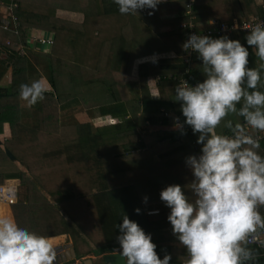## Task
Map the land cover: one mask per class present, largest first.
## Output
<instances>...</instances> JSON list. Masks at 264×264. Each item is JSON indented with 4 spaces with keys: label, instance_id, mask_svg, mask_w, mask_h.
Masks as SVG:
<instances>
[{
    "label": "trees",
    "instance_id": "trees-1",
    "mask_svg": "<svg viewBox=\"0 0 264 264\" xmlns=\"http://www.w3.org/2000/svg\"><path fill=\"white\" fill-rule=\"evenodd\" d=\"M189 4L163 0L152 15L147 10L124 15L112 0H0V15L11 7L19 24L17 33L0 28V54L5 52L0 79L10 73L9 84L0 85V126L9 123L11 129L2 141L0 161L12 160L8 149L21 167L0 175V185L8 178L20 180L17 192L23 190L24 198L11 205L17 222L47 237L68 234L76 256L91 257L120 247L117 226L127 214L152 234L160 258L171 254L169 264H186L185 249L167 220L170 209L159 198L167 185L192 181L184 158L200 150L198 134L187 125L182 134L174 121L184 120L180 102L172 99L179 80L195 84L204 78L197 53L188 55L181 47L187 37L181 24L190 20L188 11L199 31L214 19L231 22L264 15V5L256 0ZM32 31L52 34V48L29 46ZM247 32L235 30L228 36L243 44ZM247 47L249 60L253 53ZM153 53L161 55L156 63L137 65V90L127 76L135 71L138 58ZM36 79H46L49 91L25 107L19 85ZM29 111L30 124L25 120ZM66 111L79 121L63 123ZM91 112L115 122L95 126ZM259 143L264 155V139ZM185 191L191 196L190 187ZM136 207L141 208L139 214ZM152 209L159 211L150 215ZM260 211L264 215V207ZM50 239L53 244L60 240ZM162 246L169 252L160 251ZM250 247L258 253L256 264H264V250Z\"/></svg>",
    "mask_w": 264,
    "mask_h": 264
},
{
    "label": "clouds",
    "instance_id": "clouds-1",
    "mask_svg": "<svg viewBox=\"0 0 264 264\" xmlns=\"http://www.w3.org/2000/svg\"><path fill=\"white\" fill-rule=\"evenodd\" d=\"M112 2L120 14L147 10V15H152L163 0ZM237 28L234 22L230 30ZM245 29L249 31L243 44L240 39H230L227 33L218 37L190 33L181 44L185 51L197 53L204 78L195 84L184 79L175 86L172 99L180 102L184 117L182 122L177 119L176 127L183 134L187 125L193 134H198L196 143L200 150L184 158L192 181L185 186L167 185L159 198L170 209L167 220L185 249L186 264L257 261L258 253L250 244L264 230V215L260 211L264 207V155L258 151L260 143L252 132H264V22ZM245 45L251 46L258 58L255 67H248L249 48ZM158 58L153 53L144 59L156 63ZM47 91V84L36 79L22 82L18 96L30 108L43 100ZM189 187L191 196L185 191ZM142 201L146 203L148 196H143ZM158 211L152 209L149 214ZM134 212L139 214L141 208L136 207ZM117 228L122 264H169L171 254L160 258L152 234L127 214ZM258 243L264 247V240ZM59 247L14 218L0 215V264H61ZM101 256H85V260L94 261Z\"/></svg>",
    "mask_w": 264,
    "mask_h": 264
},
{
    "label": "built area",
    "instance_id": "built-area-1",
    "mask_svg": "<svg viewBox=\"0 0 264 264\" xmlns=\"http://www.w3.org/2000/svg\"><path fill=\"white\" fill-rule=\"evenodd\" d=\"M195 0H190L189 6H192L194 4ZM187 18L190 20H186L181 24V27L185 30H187V37L190 33H198L203 35H209V34H219L224 35L227 33V35L231 34L233 31H231V26L235 22L238 25L237 30L242 31H249L248 28L252 26L255 23L264 22V15H251L249 18H234L233 21L227 22V21H221L218 19H214L211 21V26L207 29L199 31L197 29L196 24L193 22V16L190 11L187 12ZM18 18L17 15L14 13L11 7L8 9V13L6 15H0V28L9 30L14 29L15 32H18ZM186 37V39H187ZM27 43L31 47H35L37 44L40 46L41 50L47 51L49 48H52L53 45V36L50 33H43V32H35L32 31V33L27 38ZM23 48L19 51L21 55L24 54ZM194 51L187 52L188 55H193ZM190 58V57H188ZM187 80L186 78H182L179 80L178 84L182 80ZM188 81V80H187ZM189 82V81H188ZM177 84V85H178ZM165 115H168V111H164ZM178 117L174 118L175 123H177ZM252 135H254L258 140L264 139V132L259 131H253ZM17 191H18V184L15 181H5L3 184L0 185V200L3 202L12 205L17 202ZM14 201V202H10ZM259 240H264V230L259 231L257 235V240H254L250 245H256L264 250V247H261L258 243ZM63 250L64 254L61 252ZM58 251V257L61 258V264H84L85 256L83 257H72L71 259H67L68 255L70 254V247L60 246ZM264 254V252H262ZM65 258V260H63Z\"/></svg>",
    "mask_w": 264,
    "mask_h": 264
},
{
    "label": "rangeland",
    "instance_id": "rangeland-1",
    "mask_svg": "<svg viewBox=\"0 0 264 264\" xmlns=\"http://www.w3.org/2000/svg\"><path fill=\"white\" fill-rule=\"evenodd\" d=\"M0 13H2V11L0 10ZM169 28V27H168ZM165 30V28L163 29ZM53 36V35H52ZM104 36V35H103ZM50 49V48H49ZM48 51V50H47ZM5 56V52H1L0 54V59L4 58ZM146 57H150V56H146ZM144 57V58H146ZM159 57V55H158ZM144 58H141L140 61H136V65H135V71L133 70L132 74L130 76H127L128 80L130 81V83L133 85V87L137 88L138 87V83L136 81V76H137V65L140 64V62H144L145 60L147 59H144ZM135 77V78H134ZM10 73L9 71H7L6 73H4V75L1 77L0 79V85L2 86H7L10 82ZM46 84L47 82L44 81ZM48 86V84H47ZM49 88V87H48ZM138 90V88H137ZM69 111H66V112H63V115L62 116V121L63 123H70L69 121H79V118L77 117H73V115L75 116L74 113H71V114H66L68 113ZM81 114V113H80ZM88 114L85 115V117H87ZM90 116V119L92 121V123L95 125V126H99V125H105V124H110V123H114L115 120H112L110 118L109 115H105V116H102V115H99V113L97 112H91V114L89 115ZM233 119H238L236 117H233ZM25 120L27 121L28 124L31 123L32 121V113L29 111L27 112V116L25 117ZM10 136V135H9ZM8 136V137H9ZM8 137L6 136H3L4 139H7ZM3 139V140H4ZM0 140H1V136H0ZM2 140V141H3ZM1 141L0 143V147L2 150H5V146H4V143ZM141 152V151H140ZM13 160H6V158H2V160L0 161V175L1 176H5L7 173L10 172V170L14 169L13 168ZM6 181V180H5ZM63 237V236H62ZM68 237L67 240H69V235L67 234L66 238ZM65 238V237H64ZM66 238H65V241L63 243H61V246H65L69 243L66 242ZM71 238V237H70ZM92 258H94L93 256H91ZM94 264H104V261L102 258H95L94 260Z\"/></svg>",
    "mask_w": 264,
    "mask_h": 264
},
{
    "label": "crops",
    "instance_id": "crops-1",
    "mask_svg": "<svg viewBox=\"0 0 264 264\" xmlns=\"http://www.w3.org/2000/svg\"><path fill=\"white\" fill-rule=\"evenodd\" d=\"M256 3L259 4V5H264V0H256ZM252 15H254V14H252ZM165 30H168V27H166ZM251 52L253 53L252 48H251ZM159 56H161V55H159ZM136 61H140V58H138ZM256 63H258V58H256L254 53H253V54L250 55L248 67H255ZM43 81H46V79H43ZM151 85H153V87L157 86L154 79H151ZM48 87H49V85H48ZM66 114L69 115L71 113L68 112ZM73 117H75V116L73 115ZM9 135H11L10 125H9V123H3L0 126V136H1L0 143L4 139L3 136L8 137ZM12 160H13V163H14L13 164V168L14 169L10 170V172H17V170L19 168H21V167H20L19 163L15 159H12ZM12 180L17 182V184L19 186L20 180L18 178H8V179H6V181H12ZM22 198H24L23 190L19 191L18 194H17V200L18 199H22ZM0 215H6V216H9L11 218H14L13 213H12V209H11V205L3 202L2 200H0ZM62 236H65V238H66L67 234H60V235L50 236L49 238H58V237L60 238V240H57L53 244L54 246L57 247V246H61V243H63L65 241V238H63ZM67 239H68V237L66 238V242L73 246V243H72V240H71L70 236H69V240H67ZM69 244H67L66 246L70 247ZM113 251H119V247H115L113 249Z\"/></svg>",
    "mask_w": 264,
    "mask_h": 264
},
{
    "label": "water",
    "instance_id": "water-1",
    "mask_svg": "<svg viewBox=\"0 0 264 264\" xmlns=\"http://www.w3.org/2000/svg\"><path fill=\"white\" fill-rule=\"evenodd\" d=\"M7 153L10 156V158L15 159L14 155L11 153L10 150L7 149ZM69 246H71V249H70V254L68 255V258H71L76 255V251L71 244H69ZM160 251L164 253H168L169 249L167 248V246H162L160 248ZM101 258L103 259L104 264H122V262L119 261V259L121 258L118 257V251L106 252L102 254ZM58 260H61V258L58 257ZM63 260H65V258ZM85 264H94V261L91 258H87L85 260Z\"/></svg>",
    "mask_w": 264,
    "mask_h": 264
},
{
    "label": "bare ground",
    "instance_id": "bare-ground-1",
    "mask_svg": "<svg viewBox=\"0 0 264 264\" xmlns=\"http://www.w3.org/2000/svg\"><path fill=\"white\" fill-rule=\"evenodd\" d=\"M18 193V192H17Z\"/></svg>",
    "mask_w": 264,
    "mask_h": 264
}]
</instances>
